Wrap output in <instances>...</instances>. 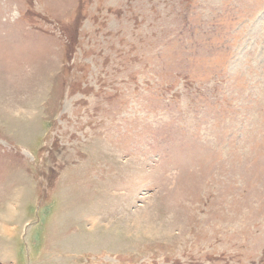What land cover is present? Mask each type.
<instances>
[{"label":"rangeland","instance_id":"obj_1","mask_svg":"<svg viewBox=\"0 0 264 264\" xmlns=\"http://www.w3.org/2000/svg\"><path fill=\"white\" fill-rule=\"evenodd\" d=\"M0 264H264V0H0Z\"/></svg>","mask_w":264,"mask_h":264}]
</instances>
